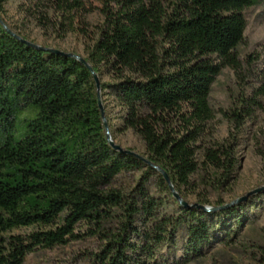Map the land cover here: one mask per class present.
I'll list each match as a JSON object with an SVG mask.
<instances>
[{"label":"trees","instance_id":"trees-1","mask_svg":"<svg viewBox=\"0 0 264 264\" xmlns=\"http://www.w3.org/2000/svg\"><path fill=\"white\" fill-rule=\"evenodd\" d=\"M30 1L62 10L70 31L74 14L88 12L85 0ZM5 2L0 0V264H24L37 250L81 237L101 242L88 264H180L178 258L201 257L214 242L232 243L246 221L241 205L184 207L152 165L169 174L184 198L183 190L232 184L237 136L203 139L214 119L210 94L224 67L239 72L244 11L264 0H101L103 22L91 36L87 23L78 28L90 37L85 59L100 77L102 102L112 97L119 108L116 133L137 135L152 165L110 144L90 69L75 57L21 41L16 35L28 39L2 16ZM258 97L264 99V74L254 89V101ZM257 102L243 100L245 106ZM134 172L142 174L138 185L122 186L119 178ZM178 246L180 257L174 254ZM257 249L255 261L264 264V245ZM164 250L175 255L174 263Z\"/></svg>","mask_w":264,"mask_h":264},{"label":"rangeland","instance_id":"rangeland-1","mask_svg":"<svg viewBox=\"0 0 264 264\" xmlns=\"http://www.w3.org/2000/svg\"><path fill=\"white\" fill-rule=\"evenodd\" d=\"M85 4L88 12L78 11L74 14L71 31L63 11L47 3L6 0L2 16L13 30L27 37L28 41L85 58V44L90 42V37L84 36L78 28L87 23L88 35L91 36L95 26L103 22L99 10L101 0H85ZM244 13L247 27L244 40L237 48L241 68L236 72L231 67H224L215 77L210 94L214 119L209 123L203 138L205 143H209L213 140L223 141L231 132L237 136L238 163L232 184L217 190L201 186L196 193L183 190L185 198H182L189 204H196L203 197L212 203L221 200L227 207L241 205L245 209L243 215L246 221L242 232L229 245L214 242L201 257L187 262L178 258L180 264H257V246L264 245V99L258 97L256 105L245 106L243 103V100L251 104L255 102L254 89L264 74V2L246 8ZM103 79L108 80L107 77ZM103 99L106 117L111 119V133L115 136V142L124 149L145 156L143 141L131 130L116 133L115 129L120 123L119 108L112 97L104 96ZM249 109L252 113L247 116ZM235 113L242 114V117L238 118ZM236 125L239 127L236 128ZM141 176V172L125 174L119 181L122 186L131 189L138 185ZM244 197L245 200L237 201ZM183 235L181 230V241H184ZM100 246L101 242L96 238L81 237L66 245L37 250L28 255L24 264H88L89 256L98 251ZM174 250L178 257L182 255L180 246ZM164 253L174 263L175 255H169L166 250Z\"/></svg>","mask_w":264,"mask_h":264},{"label":"water","instance_id":"water-1","mask_svg":"<svg viewBox=\"0 0 264 264\" xmlns=\"http://www.w3.org/2000/svg\"><path fill=\"white\" fill-rule=\"evenodd\" d=\"M11 33H13L14 35H16L13 31H11L10 29H8ZM21 41L23 42H26L28 44H31L33 45L34 47L36 48H39L41 50H52L58 54H61V55H66V56H70V57H75L77 58L80 62H82L83 64H85L89 69L90 71L93 73V77H94V80L96 82V85H97V88H98V98H99V106H100V109H101V112H102V117H103V120H104V126H105V130H106V134H107V138L110 142V144L112 145V147L119 151V152H122V153H127V154H131V155H134L135 157H137L138 159L140 160H143L145 161L147 164L149 165H152L151 162L143 155L139 154V153H136L135 151L133 150H130V149H124V147H122L121 145L117 144L114 140V138L112 137V134H111V129H110V124L107 120V117H106V111H105V107H104V104L102 102V98H101V80H100V77L98 75V73L95 72L93 66L86 61L85 58L79 56V55H75V54H71V53H65L63 51H60V50H55V49H51V48H45V47H42V46H39V45H36L28 40H24L22 37L16 35ZM152 167H154L157 171H159L160 173L163 174L165 180L167 181V183L169 184L170 186V189L171 191L173 192V195L176 199L179 200V202L181 203L182 206L184 207H187V208H193V207H196L198 209H203L205 211H216L217 209L219 208H224V207H227V206H222V207H213V206H206V205H202V204H189L188 202H186V200H184L182 198V196L180 195V193L176 190L174 184L172 183V180L169 176V174L167 172H165L163 169H161L159 166H156V165H152ZM246 197L244 198H241L237 201H242V200H245Z\"/></svg>","mask_w":264,"mask_h":264}]
</instances>
